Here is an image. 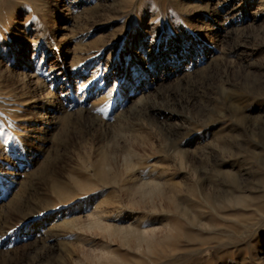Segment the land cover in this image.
Segmentation results:
<instances>
[{
  "label": "rangeland",
  "instance_id": "374dc122",
  "mask_svg": "<svg viewBox=\"0 0 264 264\" xmlns=\"http://www.w3.org/2000/svg\"><path fill=\"white\" fill-rule=\"evenodd\" d=\"M0 264H264V0H0Z\"/></svg>",
  "mask_w": 264,
  "mask_h": 264
}]
</instances>
